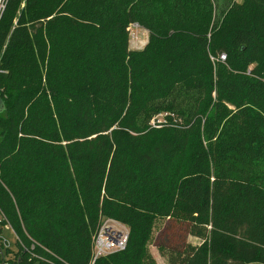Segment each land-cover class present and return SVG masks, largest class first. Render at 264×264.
I'll return each instance as SVG.
<instances>
[{"label":"trees","instance_id":"16d2710c","mask_svg":"<svg viewBox=\"0 0 264 264\" xmlns=\"http://www.w3.org/2000/svg\"><path fill=\"white\" fill-rule=\"evenodd\" d=\"M0 103V213L31 264H90L104 219L129 240L95 264H158L162 220L201 240L168 264H264V0H10Z\"/></svg>","mask_w":264,"mask_h":264},{"label":"built area","instance_id":"2783aa9c","mask_svg":"<svg viewBox=\"0 0 264 264\" xmlns=\"http://www.w3.org/2000/svg\"><path fill=\"white\" fill-rule=\"evenodd\" d=\"M10 0H0V25L4 18ZM129 46L131 44L134 51L143 50L149 42V33L138 23H132L128 27ZM212 61H215L212 59ZM219 62H226L224 55L220 56ZM0 264H31L36 248L35 242L25 245L16 230L4 221L6 217L0 213ZM5 231H10L16 238L17 248L6 239ZM129 240V228L113 219H104L94 238L92 259L90 264H95L97 260L123 252ZM37 260V259H36Z\"/></svg>","mask_w":264,"mask_h":264},{"label":"rangeland","instance_id":"374dc122","mask_svg":"<svg viewBox=\"0 0 264 264\" xmlns=\"http://www.w3.org/2000/svg\"><path fill=\"white\" fill-rule=\"evenodd\" d=\"M130 50H133L131 44ZM4 236L13 245L14 248H17L16 238L12 232L5 231ZM200 243V239L189 235V227L187 224H177L170 220H162L160 221L156 231L154 232V238L150 248L158 264H168L166 256L162 252L161 248L165 253H167V249H177L183 247L184 245L198 246Z\"/></svg>","mask_w":264,"mask_h":264},{"label":"water","instance_id":"95a60500","mask_svg":"<svg viewBox=\"0 0 264 264\" xmlns=\"http://www.w3.org/2000/svg\"><path fill=\"white\" fill-rule=\"evenodd\" d=\"M3 107V105H2V103H0V108H2Z\"/></svg>","mask_w":264,"mask_h":264}]
</instances>
